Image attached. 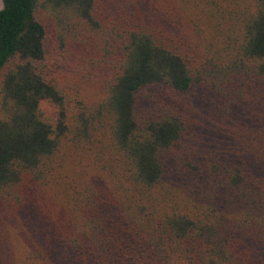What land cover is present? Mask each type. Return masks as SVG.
<instances>
[{
	"label": "trees",
	"instance_id": "16d2710c",
	"mask_svg": "<svg viewBox=\"0 0 264 264\" xmlns=\"http://www.w3.org/2000/svg\"><path fill=\"white\" fill-rule=\"evenodd\" d=\"M2 1L0 264H264V0Z\"/></svg>",
	"mask_w": 264,
	"mask_h": 264
},
{
	"label": "rangeland",
	"instance_id": "374dc122",
	"mask_svg": "<svg viewBox=\"0 0 264 264\" xmlns=\"http://www.w3.org/2000/svg\"><path fill=\"white\" fill-rule=\"evenodd\" d=\"M3 7V1L0 0V9ZM47 49L48 50H51V44H50V41L48 40V43H47ZM54 60L51 61V63L53 62ZM82 96L83 98H85L87 101L89 102H94L98 99V95L96 93H93L92 90H87V91H84L82 93ZM82 96H80L82 98ZM82 98V99H83ZM44 110L50 114V112L54 111V107L51 105V104H46L44 106ZM3 223H4V214H0V232L2 230V226H3Z\"/></svg>",
	"mask_w": 264,
	"mask_h": 264
}]
</instances>
